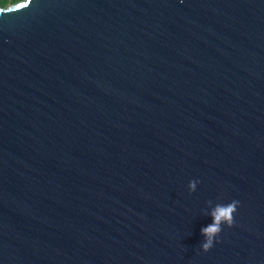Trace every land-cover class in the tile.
Masks as SVG:
<instances>
[{"label": "water", "instance_id": "95a60500", "mask_svg": "<svg viewBox=\"0 0 264 264\" xmlns=\"http://www.w3.org/2000/svg\"><path fill=\"white\" fill-rule=\"evenodd\" d=\"M0 264H264V0L0 12Z\"/></svg>", "mask_w": 264, "mask_h": 264}, {"label": "clouds", "instance_id": "9594fccd", "mask_svg": "<svg viewBox=\"0 0 264 264\" xmlns=\"http://www.w3.org/2000/svg\"><path fill=\"white\" fill-rule=\"evenodd\" d=\"M20 0H15V3H19ZM31 3V0H30ZM12 7V0H0V12ZM199 181L193 180L189 183V192H194ZM208 203H211L209 201ZM238 201L233 200L227 204H216L215 207L208 213L212 217V223L201 229V234L204 237V241L201 245L204 252L209 251L216 238L221 233V224L232 227L234 224V215L237 212Z\"/></svg>", "mask_w": 264, "mask_h": 264}, {"label": "trees", "instance_id": "16d2710c", "mask_svg": "<svg viewBox=\"0 0 264 264\" xmlns=\"http://www.w3.org/2000/svg\"><path fill=\"white\" fill-rule=\"evenodd\" d=\"M21 1V0H20ZM14 4H17V3H15V0H12V5H14Z\"/></svg>", "mask_w": 264, "mask_h": 264}, {"label": "snow or ice", "instance_id": "6c2138e0", "mask_svg": "<svg viewBox=\"0 0 264 264\" xmlns=\"http://www.w3.org/2000/svg\"><path fill=\"white\" fill-rule=\"evenodd\" d=\"M28 2L30 3V0H28ZM25 5H21V7H24Z\"/></svg>", "mask_w": 264, "mask_h": 264}, {"label": "rangeland", "instance_id": "374dc122", "mask_svg": "<svg viewBox=\"0 0 264 264\" xmlns=\"http://www.w3.org/2000/svg\"><path fill=\"white\" fill-rule=\"evenodd\" d=\"M21 1H23V0H21ZM21 1H20V2H21Z\"/></svg>", "mask_w": 264, "mask_h": 264}]
</instances>
